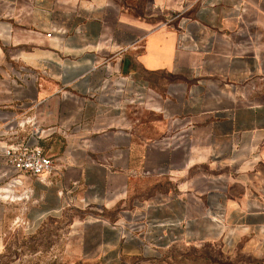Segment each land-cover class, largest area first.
Instances as JSON below:
<instances>
[{"label":"crops","instance_id":"crops-1","mask_svg":"<svg viewBox=\"0 0 264 264\" xmlns=\"http://www.w3.org/2000/svg\"><path fill=\"white\" fill-rule=\"evenodd\" d=\"M24 144L56 172L0 199V264H264V0H0V149Z\"/></svg>","mask_w":264,"mask_h":264},{"label":"built area","instance_id":"built-area-1","mask_svg":"<svg viewBox=\"0 0 264 264\" xmlns=\"http://www.w3.org/2000/svg\"><path fill=\"white\" fill-rule=\"evenodd\" d=\"M120 92L124 88L123 84H119ZM28 125H34L33 119H25L19 123V127L25 128ZM34 135L40 139L41 132L34 131ZM162 150H171L173 148V137L163 138L155 144ZM3 153L2 160L6 167L11 170L3 174L6 179V185L0 187V199L7 202H16L21 200H29L31 190L25 187L22 179L23 175H30L39 180H46L56 172L55 161L49 158L42 147L39 145L31 146L24 144L21 146L3 147L0 149ZM22 189L20 193L19 190ZM144 216H137L131 222L120 225L122 239L129 238L135 234H142L146 228Z\"/></svg>","mask_w":264,"mask_h":264},{"label":"rangeland","instance_id":"rangeland-1","mask_svg":"<svg viewBox=\"0 0 264 264\" xmlns=\"http://www.w3.org/2000/svg\"><path fill=\"white\" fill-rule=\"evenodd\" d=\"M187 256L203 264H260L254 261L248 254L237 253L232 256L223 254L216 246H207L205 248H193L188 251Z\"/></svg>","mask_w":264,"mask_h":264},{"label":"trees","instance_id":"trees-1","mask_svg":"<svg viewBox=\"0 0 264 264\" xmlns=\"http://www.w3.org/2000/svg\"><path fill=\"white\" fill-rule=\"evenodd\" d=\"M255 261V260H254ZM196 263H202L203 264V262H200V261H195Z\"/></svg>","mask_w":264,"mask_h":264}]
</instances>
